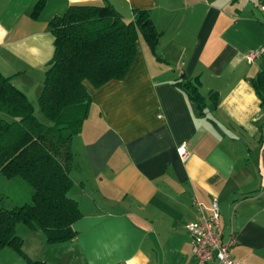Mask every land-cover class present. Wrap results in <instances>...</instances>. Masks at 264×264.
Listing matches in <instances>:
<instances>
[{
    "label": "crops",
    "instance_id": "0c3cea01",
    "mask_svg": "<svg viewBox=\"0 0 264 264\" xmlns=\"http://www.w3.org/2000/svg\"><path fill=\"white\" fill-rule=\"evenodd\" d=\"M37 1L0 0V71L36 114L55 49L48 24L70 4L111 3L127 19L148 9L161 35L153 50L139 33L124 77L98 87L85 80L90 110L73 137L70 170L83 213L78 233L50 243L18 223L24 251L57 264H195L194 198L210 206L216 197L222 239L237 236L232 255L264 264V106L251 81L264 53L245 56L264 45L261 0H45L34 14ZM184 73L201 80L205 112L175 83ZM184 141L187 160L177 150ZM0 251L11 264L27 260L13 247Z\"/></svg>",
    "mask_w": 264,
    "mask_h": 264
},
{
    "label": "trees",
    "instance_id": "16d2710c",
    "mask_svg": "<svg viewBox=\"0 0 264 264\" xmlns=\"http://www.w3.org/2000/svg\"><path fill=\"white\" fill-rule=\"evenodd\" d=\"M45 0L34 7L37 14ZM54 35V54L48 62L39 105L47 121L35 113L26 93L0 71V110L12 116L0 117V173L21 176L33 186L32 198L7 207L0 196V249L13 247L27 259L24 264H57L30 257L18 223L41 229L51 242L74 238L75 223L83 215L79 201L70 194L74 180L73 137L88 117L91 95L85 80L98 87L128 72L138 51L139 33L156 50L161 31L148 9H136L127 19L113 4L72 3L49 21ZM264 106V69L251 80ZM201 80H175L189 93L197 109L205 112L207 96ZM215 102L216 91H211Z\"/></svg>",
    "mask_w": 264,
    "mask_h": 264
},
{
    "label": "built area",
    "instance_id": "2783aa9c",
    "mask_svg": "<svg viewBox=\"0 0 264 264\" xmlns=\"http://www.w3.org/2000/svg\"><path fill=\"white\" fill-rule=\"evenodd\" d=\"M260 6L264 10V0H261ZM262 53H264V45L245 56L248 62H254ZM177 150L183 160H187L191 155L186 141L180 143ZM194 203L198 209V215L187 223V228L191 233L195 264H208V262L212 264H243L231 252L237 242L235 231L232 230L227 239L223 240L221 237L222 225L220 224L218 199L213 198L210 206H206L197 198H194Z\"/></svg>",
    "mask_w": 264,
    "mask_h": 264
},
{
    "label": "rangeland",
    "instance_id": "374dc122",
    "mask_svg": "<svg viewBox=\"0 0 264 264\" xmlns=\"http://www.w3.org/2000/svg\"><path fill=\"white\" fill-rule=\"evenodd\" d=\"M44 82V80H43ZM37 114L44 121H47L46 116L41 111L40 105L37 107ZM76 136V135H75ZM33 186L21 176L8 178L0 173V196H4V203L7 207H12L16 204H24L32 198ZM5 251H0V264H11V257L6 255Z\"/></svg>",
    "mask_w": 264,
    "mask_h": 264
}]
</instances>
